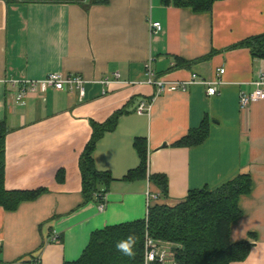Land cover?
Returning <instances> with one entry per match:
<instances>
[{"label": "crops", "instance_id": "crops-1", "mask_svg": "<svg viewBox=\"0 0 264 264\" xmlns=\"http://www.w3.org/2000/svg\"><path fill=\"white\" fill-rule=\"evenodd\" d=\"M149 21L160 23L161 31L151 33ZM263 33L264 0L217 1L208 13L166 7L161 0H0L4 186L45 190L15 211L0 207V264L76 261L94 231L144 219L147 193L158 195L151 204L173 207L191 190L238 175L249 177L250 190L238 198L241 214L230 225L229 241L252 246L234 264H264V100L239 105L240 94L250 93L264 72V59L236 47ZM149 59L165 82L197 81L158 93L145 83ZM49 73L79 75L86 81L84 95L41 87L13 103L6 80H41ZM105 79L110 83L101 84ZM213 80L221 84L209 96L198 81ZM141 103L149 108L139 115ZM121 109L114 130L93 153L96 170L112 178L99 212L97 201L81 195L79 157L91 124ZM204 120L208 136L201 144L173 146ZM135 139L146 141V178L126 181L140 163ZM155 174L167 178L166 198L148 180ZM52 232L58 242H49Z\"/></svg>", "mask_w": 264, "mask_h": 264}, {"label": "trees", "instance_id": "trees-1", "mask_svg": "<svg viewBox=\"0 0 264 264\" xmlns=\"http://www.w3.org/2000/svg\"><path fill=\"white\" fill-rule=\"evenodd\" d=\"M15 3L17 0H5ZM48 1V0H44ZM57 1V0H56ZM63 1V0H60ZM223 0H161L168 7L190 9L195 13L211 12L212 6ZM107 0H90V4H105ZM236 47L249 49L254 58L264 59V33L247 39ZM124 109L112 114L104 123H92V133L79 157L78 167L81 178V195L87 202H98L100 195H105L112 182L107 172L96 170L93 153L98 140L109 131L114 130L118 118ZM208 123L201 125L176 142L174 147H194L201 144L208 136ZM7 129L0 122V207L5 211H15L23 202L35 200L45 192L8 191L4 186V143ZM133 147L139 158V165L124 177L133 181L146 178V141L135 139ZM62 171L56 179L63 181ZM149 182L161 193L163 198L168 194V181L165 176L151 175ZM250 190V179L245 175L222 183L214 188L203 187L191 190L183 201L173 207L152 203L144 219L133 222L107 226L90 234L89 241L80 257L64 264H144L145 232L156 240L174 246L175 264H234L242 262L249 255V241L230 243V225L240 216L238 198ZM135 238L133 255L126 256L117 250L116 245Z\"/></svg>", "mask_w": 264, "mask_h": 264}, {"label": "built area", "instance_id": "built-area-1", "mask_svg": "<svg viewBox=\"0 0 264 264\" xmlns=\"http://www.w3.org/2000/svg\"><path fill=\"white\" fill-rule=\"evenodd\" d=\"M149 30L151 33L161 31V25L158 22H148ZM221 75L224 70L218 71ZM114 79H119V74L113 75ZM145 83L156 86L157 92L185 90L188 84L195 83L197 80L193 76L189 82H165L156 77L152 68V59H149L145 64ZM85 80L79 75H63L60 73H49L45 78L41 80H28V79H8L6 80L7 88L9 92H12V100L15 105H18L24 101V99L30 95L37 93L39 88L53 89L56 91L74 92L78 91L82 97L84 95ZM110 83L109 79H105L101 84ZM198 83L208 86L207 94L214 96L217 94V86L221 84L219 80H213L210 82L198 81ZM252 91L250 93H241L239 96L240 107H246L250 103L264 100V72L260 73L254 81L251 83ZM149 105L141 103L136 113L141 115L148 111ZM105 195L98 197V211L103 212L105 209L104 202ZM147 210L153 200L158 198L156 194L147 193ZM59 234L52 232L49 237V242H58ZM175 249L172 244L156 241L152 239L147 232L144 235V264H175L174 261Z\"/></svg>", "mask_w": 264, "mask_h": 264}, {"label": "clouds", "instance_id": "clouds-1", "mask_svg": "<svg viewBox=\"0 0 264 264\" xmlns=\"http://www.w3.org/2000/svg\"><path fill=\"white\" fill-rule=\"evenodd\" d=\"M134 243H135V238L129 237L127 241L118 243L116 247L117 250L121 251L124 255L132 256Z\"/></svg>", "mask_w": 264, "mask_h": 264}]
</instances>
